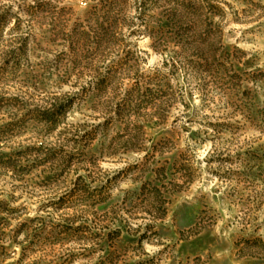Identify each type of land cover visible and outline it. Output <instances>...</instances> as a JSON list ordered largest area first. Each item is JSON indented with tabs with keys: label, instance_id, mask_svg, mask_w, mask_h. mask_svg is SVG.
I'll return each mask as SVG.
<instances>
[{
	"label": "rangeland",
	"instance_id": "obj_1",
	"mask_svg": "<svg viewBox=\"0 0 264 264\" xmlns=\"http://www.w3.org/2000/svg\"><path fill=\"white\" fill-rule=\"evenodd\" d=\"M0 264H264V0H0Z\"/></svg>",
	"mask_w": 264,
	"mask_h": 264
}]
</instances>
